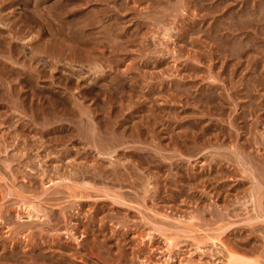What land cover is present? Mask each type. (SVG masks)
<instances>
[{
    "label": "rangeland",
    "instance_id": "obj_1",
    "mask_svg": "<svg viewBox=\"0 0 264 264\" xmlns=\"http://www.w3.org/2000/svg\"><path fill=\"white\" fill-rule=\"evenodd\" d=\"M229 250L264 264V0H0V264Z\"/></svg>",
    "mask_w": 264,
    "mask_h": 264
},
{
    "label": "bare ground",
    "instance_id": "obj_2",
    "mask_svg": "<svg viewBox=\"0 0 264 264\" xmlns=\"http://www.w3.org/2000/svg\"><path fill=\"white\" fill-rule=\"evenodd\" d=\"M240 13H241V12H240ZM244 13H246V12H244ZM247 13H248V12H247ZM249 13H250V12H249ZM250 14H252V13H250ZM239 15H240V14H239ZM241 15H242V14H241ZM252 15H253V14H252ZM253 17H255V16H253ZM242 18H243V17H242ZM242 18H241V19H242ZM238 19H239V18H238ZM246 19H247V18H246ZM249 20H250V19H249ZM98 21H99V20H98ZM251 22H252V21H251ZM239 27H240V26H239ZM239 27H238V28H239ZM196 39H197V38H196ZM241 50H242V49H241ZM189 53H190V52H189ZM121 201H122V200H121ZM36 209H37V208L31 207V206L27 207V210H28V212L30 213V215H32L34 211H37V210H38V209H37V210H36ZM40 212H41V211H40ZM37 213H39V212H37ZM38 215H39V214H38ZM38 215H37V216H38ZM220 217H221V216H220ZM221 220H222V219H221ZM217 238H218V237H217ZM168 240H169V239H168ZM168 240H167V242H168ZM169 241H170V240H169ZM228 241H229V240H228ZM222 242H223V241H222ZM223 243H226V242L224 241ZM173 245L175 246V244H173ZM173 245H172V246H173ZM174 246H173V247H174ZM29 251H30V250H29ZM229 252H230V254H229V255H230V258L234 261L233 264H235V263H238V264H244V263H245V264H248V261H250V260H248L247 258H246V260H245L244 258L242 259L241 256H239V258H237L238 255H235V256H234V252H232V251H230V250H229ZM233 258H234V259H233ZM78 259H79V258H78ZM81 259H82V258H81ZM231 259H230V260H231ZM232 260H231L230 262H233ZM247 260H248V261H247ZM251 262H252V260H251L249 263H251ZM252 263H253V262H252ZM252 263H251V264H252Z\"/></svg>",
    "mask_w": 264,
    "mask_h": 264
}]
</instances>
